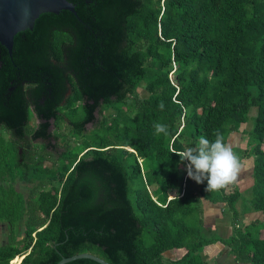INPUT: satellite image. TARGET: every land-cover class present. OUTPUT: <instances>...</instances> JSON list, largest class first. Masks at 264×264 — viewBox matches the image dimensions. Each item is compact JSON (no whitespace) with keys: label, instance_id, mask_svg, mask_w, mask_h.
<instances>
[{"label":"trees","instance_id":"1","mask_svg":"<svg viewBox=\"0 0 264 264\" xmlns=\"http://www.w3.org/2000/svg\"><path fill=\"white\" fill-rule=\"evenodd\" d=\"M114 18L121 33L107 52L119 77L112 86L105 69L76 71L83 41L58 22L28 52L47 67L52 96L35 78L0 90V222L26 228L23 239L0 244V264L17 256L19 264H56L79 253L109 264H214L201 253L217 244L234 264H264V0H125ZM95 112L102 117L85 132ZM51 121L67 122L75 138L62 151ZM156 122L168 135L155 134ZM217 130L226 142L250 139L237 156L250 161V210L261 220L243 223L238 186L205 191L207 181L191 179L176 153ZM50 151L60 152L52 168L42 162ZM17 180L32 186L26 199ZM204 201L228 212L229 235L205 224Z\"/></svg>","mask_w":264,"mask_h":264},{"label":"water","instance_id":"2","mask_svg":"<svg viewBox=\"0 0 264 264\" xmlns=\"http://www.w3.org/2000/svg\"><path fill=\"white\" fill-rule=\"evenodd\" d=\"M125 0H0V90L35 78L45 98L54 92V82L46 66L33 62L29 50L37 47L46 27L64 23L81 37L83 45L73 57V66L83 77L97 68L107 72V85L119 77L111 66L108 48L119 36L114 9ZM20 154V149L18 150ZM87 258L109 264L89 253L61 258L56 264Z\"/></svg>","mask_w":264,"mask_h":264},{"label":"clouds","instance_id":"3","mask_svg":"<svg viewBox=\"0 0 264 264\" xmlns=\"http://www.w3.org/2000/svg\"><path fill=\"white\" fill-rule=\"evenodd\" d=\"M159 107L163 109V103ZM153 128L157 136L168 135L165 124L156 122ZM214 137V140H209L201 136L195 146L176 152L181 161H188L187 173L191 179L198 184L207 181V192H218L235 184L242 171L240 159L234 153L233 146L225 141L224 135L217 130Z\"/></svg>","mask_w":264,"mask_h":264},{"label":"rangeland","instance_id":"4","mask_svg":"<svg viewBox=\"0 0 264 264\" xmlns=\"http://www.w3.org/2000/svg\"><path fill=\"white\" fill-rule=\"evenodd\" d=\"M138 92L141 96L146 95V93L143 89H139ZM248 114H249V119H248L247 123L242 124V127H241L244 130L249 129V125L252 124V117L254 115V110H252ZM95 115H96V123L87 124L86 128H85V132H89L95 125H97V121L99 119H101V117H102L97 112H95ZM38 122L39 121L36 118H33V125L37 124ZM68 131H69V126L67 125V122H62L59 124V127H55L51 121V126L49 128V132H53L57 136L56 139H53L54 140L53 143L56 144L55 150L62 151L64 142L73 143L75 141V138L72 137ZM0 133L3 136H6L5 132H2V129L0 130ZM249 141H250V139L246 136H244V140L242 141V140H240L239 136H234L233 134L228 139V143H230L233 146V151L236 155H239L240 152H243V150H242L243 148H246L250 145ZM35 143H39V140L35 141ZM239 146L243 147V148H240ZM234 147H239L240 149L237 150V149H234ZM262 147L264 150V144L262 145ZM239 150H240V152H239ZM245 162H246L245 164L241 163L242 164V171H241V173L238 177V180H237L239 182V184L241 186L244 185V187L251 183V180H250L251 165L249 163L250 161H245ZM243 163H244V160H243ZM47 164H49V163L47 162ZM240 185H238V188L240 191V197L238 198V200L236 201L234 206L238 209V211H242V210L248 211L251 209L250 186L248 188L242 190ZM15 187L17 190H19L23 193H25V191L27 190V188L22 187L20 184H15ZM205 209L207 212V215L205 217L206 221H208L209 223L219 224V221L223 220L224 223L226 222L228 225L229 219H228V221H226V217H217L216 219L212 217L214 212H217V210L219 209L215 205H212V206L210 205L208 208H205ZM222 210H224V208H222ZM224 214H228V212L226 210H224ZM245 221H246V219L244 218L242 222L245 223ZM262 230L264 231V229H262ZM220 231L222 232V234L226 233V235H229V232H226V227H224V226L222 227L221 230H218L219 233H220ZM231 232H232V230H231ZM7 234H8V231L7 230L4 231L3 228L0 227V244L6 241ZM261 235H264V233H261ZM219 246L220 245L217 244L215 249H214V245L205 247V251H204L205 253H203V251H202V253H201L202 256L204 258H207V261L212 262L214 264H234L232 257H230L228 255L226 256V251H222V253H223L222 255L217 254V253H219L218 249H222V247L221 246L219 247ZM180 254L181 253L177 254V253L168 252L165 255H166V257H178V256H180ZM21 258H22V256H18L16 258H14L11 261V264L20 263Z\"/></svg>","mask_w":264,"mask_h":264},{"label":"flooded vegetation","instance_id":"5","mask_svg":"<svg viewBox=\"0 0 264 264\" xmlns=\"http://www.w3.org/2000/svg\"><path fill=\"white\" fill-rule=\"evenodd\" d=\"M60 152L57 153L55 151H50L48 153H45L44 159H43V164L46 165L48 168H52L57 162L58 158H59ZM47 162L49 164H47ZM15 184H20L22 187L27 188V190L25 191V193L19 191L16 189ZM15 190L17 192H20V194L23 195V198H27L30 194V189H31V185H26L23 182H20L19 180H17L14 184H13ZM20 223V222H19ZM0 227L3 228V230H7L8 234H7V239L5 242L1 243V244H7L10 240V238L13 236L15 240H21L23 239V237L25 236V226L24 224L21 222L18 225H14L11 223V221H6V222H0Z\"/></svg>","mask_w":264,"mask_h":264},{"label":"crops","instance_id":"6","mask_svg":"<svg viewBox=\"0 0 264 264\" xmlns=\"http://www.w3.org/2000/svg\"><path fill=\"white\" fill-rule=\"evenodd\" d=\"M250 180H251V183L250 184H248L247 186H245L244 187V185L243 186H241L240 184H239V182L237 181L235 184L238 186V185H240L241 186V189L242 190H244V189H246V188H248L249 186H251L252 185V183H253V180H252V178H251V176H250ZM212 206V205H215L217 208H219L218 210H217V212H214V214H213V218H217V217H224L223 215H222V204H219V203H216V204H212V203H209V202H206V201H204L203 202V219H204V222H205V224L206 225H215V226H217V228H218V230H221L222 229V227L224 226V227H226V232H231V226H230V221L228 222V225H227V223L225 224L224 223V221L223 220H220L219 221V224H217V223H209L208 221H206L205 220V217H206V215H207V212H206V209L205 208H208L209 206ZM242 218L244 219H246V221H245V223H248V222H250V221H253V220H257V219H262L263 218V214L261 213V212H257V211H252V210H249V211H246L243 215H242ZM228 217H226V221H228ZM219 233V232H218ZM221 236H225L226 235V233H223L222 234V232L220 231V233H219ZM227 236V235H226ZM221 246V245H220ZM219 246V247H220ZM218 249V248H217ZM220 249H218V251H219ZM222 251H224V249H223V247H222ZM223 254V253H222ZM222 254H220V255H222ZM226 256H227V253H226ZM241 264H244V263H241Z\"/></svg>","mask_w":264,"mask_h":264},{"label":"built area","instance_id":"7","mask_svg":"<svg viewBox=\"0 0 264 264\" xmlns=\"http://www.w3.org/2000/svg\"><path fill=\"white\" fill-rule=\"evenodd\" d=\"M12 261V260H11ZM11 261H10V264H11ZM18 264V263H17Z\"/></svg>","mask_w":264,"mask_h":264}]
</instances>
